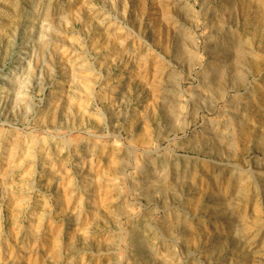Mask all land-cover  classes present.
Masks as SVG:
<instances>
[{"label":"rangeland","instance_id":"374dc122","mask_svg":"<svg viewBox=\"0 0 264 264\" xmlns=\"http://www.w3.org/2000/svg\"><path fill=\"white\" fill-rule=\"evenodd\" d=\"M0 264H264V0H0Z\"/></svg>","mask_w":264,"mask_h":264},{"label":"bare ground","instance_id":"6f19581e","mask_svg":"<svg viewBox=\"0 0 264 264\" xmlns=\"http://www.w3.org/2000/svg\"><path fill=\"white\" fill-rule=\"evenodd\" d=\"M22 57H24V55H21Z\"/></svg>","mask_w":264,"mask_h":264}]
</instances>
